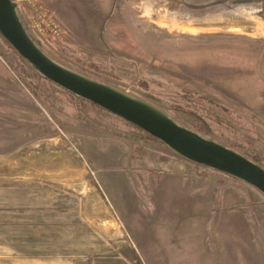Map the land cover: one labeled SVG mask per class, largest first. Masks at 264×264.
<instances>
[{
    "label": "rangeland",
    "instance_id": "374dc122",
    "mask_svg": "<svg viewBox=\"0 0 264 264\" xmlns=\"http://www.w3.org/2000/svg\"><path fill=\"white\" fill-rule=\"evenodd\" d=\"M34 39L264 167V0H38ZM0 264H264V195L40 77L0 35Z\"/></svg>",
    "mask_w": 264,
    "mask_h": 264
},
{
    "label": "water",
    "instance_id": "95a60500",
    "mask_svg": "<svg viewBox=\"0 0 264 264\" xmlns=\"http://www.w3.org/2000/svg\"><path fill=\"white\" fill-rule=\"evenodd\" d=\"M0 35L42 78L121 118L175 155L240 180L264 195V167L240 152L176 123L155 105L76 72L50 57L23 23L14 0H0Z\"/></svg>",
    "mask_w": 264,
    "mask_h": 264
},
{
    "label": "built area",
    "instance_id": "2783aa9c",
    "mask_svg": "<svg viewBox=\"0 0 264 264\" xmlns=\"http://www.w3.org/2000/svg\"><path fill=\"white\" fill-rule=\"evenodd\" d=\"M19 8H24L32 16L33 27L38 32L49 31L56 37L61 32L60 27L53 20L51 13L38 0H14Z\"/></svg>",
    "mask_w": 264,
    "mask_h": 264
}]
</instances>
